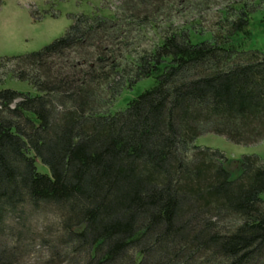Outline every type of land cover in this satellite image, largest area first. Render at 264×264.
Returning a JSON list of instances; mask_svg holds the SVG:
<instances>
[{"label":"trees","instance_id":"obj_1","mask_svg":"<svg viewBox=\"0 0 264 264\" xmlns=\"http://www.w3.org/2000/svg\"><path fill=\"white\" fill-rule=\"evenodd\" d=\"M191 1L74 14L41 49L0 59V82L36 90H0V264H264V161L245 155L233 177L222 150L195 143L264 139V51L244 47L253 8L195 39L172 15ZM151 25L158 41L134 45Z\"/></svg>","mask_w":264,"mask_h":264},{"label":"rangeland","instance_id":"obj_2","mask_svg":"<svg viewBox=\"0 0 264 264\" xmlns=\"http://www.w3.org/2000/svg\"><path fill=\"white\" fill-rule=\"evenodd\" d=\"M120 2L121 0H2L0 3V59L41 49L67 31L73 22L74 14L91 13L96 9L105 14H112ZM191 3L187 5V8L185 7V10L176 11L172 15L176 14L173 16L175 25L192 26L197 31L202 30V35L200 34L199 37L194 35L195 39L210 37L209 30L216 28V22L224 10L234 14L235 10L232 7L238 8L247 3L253 8L250 25L252 36L245 39L244 47L264 51V0H192ZM160 30V26L151 25L140 31H134L133 38L137 39L134 45L141 43L143 46H152L160 38ZM240 37L241 34L236 37V40ZM153 83V78H144L130 91L124 90L121 99L114 104L113 108L126 106L129 96L132 98L138 95ZM3 88L36 92L28 81L20 80L10 74H6L0 82V90ZM195 143L222 150L231 161L228 168L233 177L241 171V159L245 155L256 154L264 161V139L253 144H239L224 135L205 133L197 137ZM38 168L42 172H50V168L40 161H38ZM262 198L264 199V192H262ZM31 221L32 224L35 221L39 224L43 222V219L34 215ZM256 261L258 264L262 263L260 259H256L255 264Z\"/></svg>","mask_w":264,"mask_h":264}]
</instances>
